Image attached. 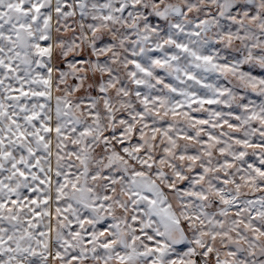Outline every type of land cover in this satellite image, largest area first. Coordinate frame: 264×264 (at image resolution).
Segmentation results:
<instances>
[{"label": "snow or ice", "instance_id": "snow-or-ice-1", "mask_svg": "<svg viewBox=\"0 0 264 264\" xmlns=\"http://www.w3.org/2000/svg\"><path fill=\"white\" fill-rule=\"evenodd\" d=\"M0 264H264V0H0Z\"/></svg>", "mask_w": 264, "mask_h": 264}]
</instances>
